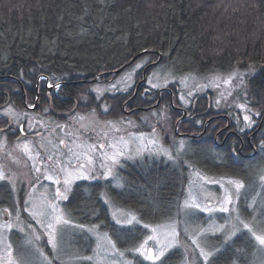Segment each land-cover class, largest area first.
<instances>
[{
  "label": "trees",
  "instance_id": "1",
  "mask_svg": "<svg viewBox=\"0 0 264 264\" xmlns=\"http://www.w3.org/2000/svg\"><path fill=\"white\" fill-rule=\"evenodd\" d=\"M145 58L159 59L157 65L177 75L251 69V107L262 115L264 0H0V105L9 102L24 108L23 100L27 104L35 101V84L60 83L51 105L41 96L42 107L36 110H44L49 118L57 110L63 118V112H77L82 104L88 108L84 99H94L89 88L94 83L85 80L103 78L104 73L114 78L121 72L113 74L119 67L127 63L125 70ZM141 96L137 95L133 106L147 101V97L139 99ZM144 112L133 111L129 117ZM175 128L195 133L201 129L189 120ZM174 133L175 138L187 140L186 162L144 157L122 163L118 169L121 186L109 180L78 182L64 205L71 219L83 226H96L117 248L127 251L143 237L144 229L117 225L100 197L102 192L118 208L131 211L141 225H154L177 213L185 164L206 174L239 180L246 188L264 166L263 155L253 159L239 154L238 139L230 146L216 147L214 130L205 139ZM249 193L241 195L237 204L245 219L250 218L245 198ZM9 200L6 186L0 184V204ZM205 241L214 249L208 264L254 263L256 243L246 231L227 240L220 234H207ZM81 245L76 260L89 252ZM181 260V251L174 247L165 254L163 264H180ZM133 261L147 264L136 257Z\"/></svg>",
  "mask_w": 264,
  "mask_h": 264
},
{
  "label": "rangeland",
  "instance_id": "2",
  "mask_svg": "<svg viewBox=\"0 0 264 264\" xmlns=\"http://www.w3.org/2000/svg\"><path fill=\"white\" fill-rule=\"evenodd\" d=\"M158 60L153 58L150 61L145 58L123 70L127 63L133 62L132 58L125 65L119 67L120 70L117 73L121 72L114 78L108 77L106 84L100 82L92 84L89 88L94 99L88 98V101L84 99L83 102L89 104L88 108L82 104L80 108L78 107L77 112L75 110L63 112V118L57 110H54L52 111L54 119L43 116L39 111L37 114L29 113L24 124V130L29 134L24 140L20 138L15 141H7L0 137V173L5 176V180L11 188L10 201L13 206L11 215H8L6 219L13 224L10 232L2 227L6 220H3V213L0 210V264H5L4 248L8 243L12 245L10 258L12 264H77L81 261L89 264H135L134 257L151 264L135 249L147 244V246L153 247L155 252L156 241H160L159 246L161 247L167 244L168 234L173 230L175 231V242L172 248L176 247L181 251L180 264H208V261L206 262L201 255L200 248L193 243V239L202 240L201 246L204 250L213 253L214 249L208 247L205 235L220 234L227 240L240 231L248 232L255 240L256 250L253 264H264V245H260L253 235V232L257 235L264 234V166L257 170L258 173L254 178L252 177L253 180L247 184V188L246 184L239 180L206 174L196 167L184 163L187 160V140L175 138L177 133H174L180 132L175 128L176 124L186 120L184 119L185 112L176 110L175 106L177 105L187 108L191 105L199 107L204 103V106L209 105L212 111L233 112L236 128L245 127L243 116L248 114L247 110L250 109L251 113L255 111L258 113L251 107L250 99L253 94L249 90L248 79L252 76L253 71L251 69L246 71L233 69L228 72L211 71L203 74L177 75L157 65ZM229 76H232V81L225 84L224 81ZM99 77L96 76L93 79L98 80ZM241 77H243L242 80ZM213 83L218 86H210ZM153 84H158L160 87L153 88L151 86ZM20 89L22 90V87ZM189 92L192 93L191 96L188 95ZM229 93L231 94L229 95ZM138 94L142 95L139 99L147 97V101L148 99L152 101L150 103L146 100L141 103L137 101V105L133 106L136 104L134 99ZM181 97H184L186 103L182 102ZM197 97L199 100L195 104ZM205 98L207 99L205 100ZM217 100H220L219 105H217ZM23 103L26 106L33 105L30 102L27 104L24 100ZM240 104L246 106L245 110L237 107ZM95 106L99 108L95 110ZM20 107L23 109L22 105ZM20 107L7 102L0 106V116L10 118L11 122L17 125L22 115ZM153 108L156 110H152ZM105 109L107 110L105 111ZM142 110L145 111V114L139 117H129L133 111L140 112ZM146 111L148 112L146 113ZM106 113H109V117ZM174 124L175 126H173ZM30 128L31 131H29ZM193 136L196 137L197 134H193ZM193 136L189 138L192 139ZM61 141L65 143L61 144ZM181 141L184 144L183 148L180 147ZM101 143L105 144L108 155L113 152V149L107 148L108 144H117V150L123 148L125 155L118 157L120 163L112 167V176L106 179L103 177L104 169L99 167V160H97L96 168L99 170L97 175L100 178L93 181H81L102 183L109 180L114 186H121L118 169L122 163L141 161L144 157L162 158L171 163L184 161L186 179L177 207L178 211L174 217L167 221L147 225V228L143 227V237L127 251L116 246L113 248L115 244L110 236L106 232L100 231L96 226H84L85 231L71 226H57L56 243L53 247L49 243V236L45 228L38 219L30 215L36 208L54 202L53 197L56 194L57 185L50 184L43 179L44 165L48 164L53 167L56 173H59V179L63 181L64 173L60 171V161L66 162L72 159L73 152H81L83 149L78 146ZM25 146H27V150ZM161 148L173 153L174 156L179 149L180 156L178 159L169 160L167 155L157 154ZM69 149L72 151L70 152ZM50 155L57 159L49 161L47 158ZM93 155L99 157L101 153L96 151ZM72 162L75 163V160L72 159ZM83 162L82 160L81 163ZM37 167L41 168L39 180H37L38 174L35 170ZM69 171H73V169L69 168ZM229 180L238 181L243 185L239 193L233 184L227 183ZM75 184L70 186L71 190ZM221 184L224 185V188L220 186ZM60 188L62 191V183ZM225 189L228 190L232 201L228 205L229 212L217 210L206 213L186 206V202L190 203L195 200L201 207L216 206L218 208L224 197ZM246 191L250 192L245 196L246 207L250 212L248 219L243 218L237 208L239 197ZM252 192L254 194H251ZM100 197L117 225L124 227L141 225L137 224L136 220H132L136 216L131 211L118 208L103 192ZM105 201H110V203H105ZM66 202L59 201L60 211L66 218H70V223H76L64 208ZM130 220H132L131 225L128 223ZM48 222H51V217L45 220V223ZM154 229L155 231H153ZM5 234H7V239H4ZM153 236L156 237L155 240L149 239ZM109 240H111V244L108 243ZM80 244L84 249L88 248L89 252L76 260Z\"/></svg>",
  "mask_w": 264,
  "mask_h": 264
},
{
  "label": "snow or ice",
  "instance_id": "3",
  "mask_svg": "<svg viewBox=\"0 0 264 264\" xmlns=\"http://www.w3.org/2000/svg\"><path fill=\"white\" fill-rule=\"evenodd\" d=\"M140 67V66H138ZM41 80H44V77L40 78ZM241 80L243 77L240 78ZM232 81V76H229L227 80L224 81L225 84H228ZM153 88H158L160 85L158 84H153L151 85ZM210 86H218L217 84L213 83ZM49 88H52L53 85L51 83L48 84ZM62 87L60 83L55 84V88L59 90ZM231 93H229L230 95ZM189 96L192 95L191 92L188 93ZM223 97V93L221 94ZM182 102L184 101V97H181ZM220 100H217V105H219ZM34 107V105H32ZM241 110H245V105L240 104L237 105ZM107 109H105L106 111ZM248 114H245L243 116V120L245 122V128L241 129V131L251 130L254 125L255 121L253 119V115L264 118L261 116L260 113H255L252 114L251 110H247ZM7 115V113H5ZM11 131V129H9ZM21 135L24 134V129L20 128L19 129ZM31 131V128L29 129ZM155 131V130H154ZM12 134H15L14 132ZM64 141H61V144H64ZM153 144H155V141H153ZM184 144L183 141L180 142V147L183 148ZM26 150H27V146ZM81 147L83 150L81 152H73L72 159L75 160V163L72 162V159H69L68 161H60V171L64 173V179L61 181L59 179V173H56L55 169L48 164L44 165V172L42 174L43 179L48 181L50 184H55L57 185L56 189V194L53 197V203L47 206H41L39 208H36L33 210L30 215L33 216V218L38 219V221L41 223V225L45 228V231H47L48 236H49V243L55 247L56 243V236H57V231L58 227L57 226H62V227H74V228H80L81 231H85L86 229L82 224L79 223H70V218H66L65 215L60 211L59 207V201H67L69 200L68 193L71 190L70 186L75 184L77 181L81 180H87V181H93V180H98L100 177L97 175V172L99 171L96 168V163L97 160H99V167L104 169L103 171V177L106 179L109 176L113 175L112 167L119 164L120 161L118 160V157H122L125 155V150L123 148H118L117 144H108L107 148L113 149V152L111 155H108L106 152V146L105 144L101 143L99 145L92 144V145H83V146H78ZM71 152L72 149H69ZM96 151H100L101 155L99 157H95L93 154ZM157 154H163L167 155L169 160L178 159L180 156V151L177 149L175 156L173 153L168 152L165 149H160ZM235 154V150H234ZM34 159V158H33ZM49 161L56 160V157L53 156H48L47 158ZM84 161L81 163V161ZM110 162V163H109ZM191 166V165H190ZM69 168L73 169V171H69ZM37 172V180L41 178V168L37 167L36 169ZM52 173V174H49ZM5 179V176L0 173V180ZM61 183L63 184V190L61 191L60 185ZM228 184H233L236 188L237 193H239L240 188L243 186L241 185L238 181H232L229 180L227 181ZM222 188H224V185H220ZM191 187V186H190ZM105 203H110V201H105ZM231 197L229 195V192L227 189H225L224 192V197L219 203V207L217 208L216 206L212 207H201L198 203L195 202V200H192L190 203L186 202V206H190L193 209H199L200 211L206 212V213H212L214 211H220V212H229L230 209L228 207L229 204H231ZM3 215H11L9 210L5 208L3 210ZM42 217V218H41ZM49 217H51V222L45 223V220H47ZM132 220H136L137 224H139V221L136 217H133ZM132 220L128 221V223L131 225ZM119 223V221H117ZM140 227L147 228V225H139ZM3 228L7 229L9 232L13 228V224L9 223L7 220L5 223L2 225ZM245 227H248V225H245ZM252 231V229H249ZM155 231V229L153 230ZM207 231V230H205ZM201 235H203L201 233ZM253 235L255 236V239L259 242L260 245H264V234L257 235L255 232H253ZM169 240L167 244H164L162 247L160 245V241H156V250L155 252L153 251V247L147 246V244L142 245L141 248L135 249L138 254L143 257L145 260L151 262V264H163V259L165 258V254L168 252L169 249L172 248L173 243L175 242V231L173 230L168 234ZM107 238V237H105ZM4 239H7V234H5ZM149 239L155 240L156 237H150ZM109 244H111V240L108 241ZM193 243L200 248V253L204 257L205 261L207 262L209 260V257L212 255L211 252H206L204 248L201 246L202 245V240H197L193 239ZM11 247L12 245L10 243L5 245L4 251L6 253L5 257V264H12L11 262ZM115 245H113V248Z\"/></svg>",
  "mask_w": 264,
  "mask_h": 264
},
{
  "label": "flooded vegetation",
  "instance_id": "4",
  "mask_svg": "<svg viewBox=\"0 0 264 264\" xmlns=\"http://www.w3.org/2000/svg\"><path fill=\"white\" fill-rule=\"evenodd\" d=\"M104 77L98 80H92L87 79L85 80L86 83H107L108 77L107 74H103ZM92 80V81H91ZM49 82L46 81L43 85V87L35 86L36 93H35V101L33 103L34 107L30 105H25L24 110H21L22 115L20 116V121L17 125H14L10 118H3L0 116V137L5 138L7 141L12 140H19L20 138L24 140V138L27 137L29 134L26 130L24 131V134L21 135L19 129H24V124L26 122V119L28 118L29 113H36V108L40 105L42 107V100H39L40 97L46 98L48 103L51 105V101L53 100V95H57V89L55 88V83H51L53 85L52 88L48 87ZM195 104H197L199 98H195ZM167 100V99H166ZM206 105V104H205ZM2 106V105H0ZM198 106V105H196ZM32 107V108H31ZM177 109L180 110V112H185L186 117L184 119L192 121L197 128H201L199 132H179L180 135H186L188 138L192 137L193 134H197L196 137L193 136L192 139H205L209 135V133L214 130V136L213 140L215 142L216 147H223V146H230L234 144L235 139H238L240 144L238 146V152L243 157L247 158H253L263 155L264 156V118L257 117L253 115V119H257L255 121V125L251 130L245 129V131H241V129H237L235 124V118L234 113L227 112V111H211L210 112V106L206 105V107L202 104L199 107H195L193 105L183 108L180 105L175 106ZM35 108V109H34ZM205 108V109H204ZM189 109V110H187ZM1 110V109H0ZM39 113H42L43 116L46 115L45 111L39 110ZM256 112H252V114H255ZM264 117V113L261 115ZM49 118V117H47ZM4 123V124H3ZM245 127H242V129ZM11 129V131H9ZM15 134H12V133ZM221 136V137H220ZM220 137V138H219ZM234 158L237 157V154H234V151H231ZM0 184H3L6 186L10 196H11V188L8 185L7 181L5 179L0 180ZM7 208L9 212L12 211L13 206L11 201L9 200L7 203L0 204V210L3 213V210ZM8 217L3 215V220H6Z\"/></svg>",
  "mask_w": 264,
  "mask_h": 264
},
{
  "label": "water",
  "instance_id": "5",
  "mask_svg": "<svg viewBox=\"0 0 264 264\" xmlns=\"http://www.w3.org/2000/svg\"><path fill=\"white\" fill-rule=\"evenodd\" d=\"M135 59V57L133 58V60ZM120 70V68L119 69H116L115 71H114V73H117L118 71ZM94 80V79H93Z\"/></svg>",
  "mask_w": 264,
  "mask_h": 264
}]
</instances>
